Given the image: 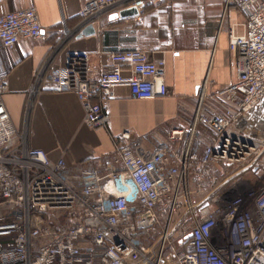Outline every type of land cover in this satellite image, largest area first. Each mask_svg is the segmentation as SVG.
Segmentation results:
<instances>
[{
	"label": "built area",
	"instance_id": "2783aa9c",
	"mask_svg": "<svg viewBox=\"0 0 264 264\" xmlns=\"http://www.w3.org/2000/svg\"><path fill=\"white\" fill-rule=\"evenodd\" d=\"M118 5L143 14L140 0H88L76 31ZM230 8L245 18L241 33L228 31L232 82L212 93L199 86L187 127L170 130L153 152L136 151L128 132L111 134L108 107L119 87L140 100L164 98V60L109 51L94 78L90 55L78 52L36 74L30 98L72 94L84 125L110 133L112 150L98 165L69 167L27 146L1 99L8 73L0 58V264H264V181L243 179L264 172V140L252 133L253 123L262 127L254 113L264 109V0H224ZM43 37L33 5L0 16V50ZM216 165L233 168L219 197L205 188Z\"/></svg>",
	"mask_w": 264,
	"mask_h": 264
},
{
	"label": "crops",
	"instance_id": "0c3cea01",
	"mask_svg": "<svg viewBox=\"0 0 264 264\" xmlns=\"http://www.w3.org/2000/svg\"><path fill=\"white\" fill-rule=\"evenodd\" d=\"M87 1L0 0V16L33 5L44 33L41 39L20 40L10 51L0 50L8 73L1 99L15 129L25 131L27 146L44 150L51 161L63 158L69 167L100 164L112 150L110 133L84 125L83 108L72 94L39 92L30 98L40 70L52 73L67 55L78 52L90 55L94 78L107 65L109 51L142 50L152 61L164 60V98L140 100L119 87L108 107L111 134L128 132L136 151L153 152L170 130L187 127L199 86L206 82L212 93L232 82L228 31L235 27L241 33L245 21L241 12L225 10L224 0H140L141 17L121 18L125 6L118 5L101 15L94 35L77 39L78 13ZM128 73L125 68L123 74Z\"/></svg>",
	"mask_w": 264,
	"mask_h": 264
},
{
	"label": "rangeland",
	"instance_id": "374dc122",
	"mask_svg": "<svg viewBox=\"0 0 264 264\" xmlns=\"http://www.w3.org/2000/svg\"><path fill=\"white\" fill-rule=\"evenodd\" d=\"M256 115H258L261 119L262 122V127H258L255 128L252 133H253V137L257 138V139H263L264 140V109L261 111L259 109H257L255 111ZM214 168L218 169V171H220V173H213V175H211L205 185V188L207 191H213V196H217L219 197L225 190H227L228 188L231 187V183H225L224 181L227 178V173H232L233 168H226L223 169L220 165H216ZM260 172H258V174L254 175L253 173H248V175L246 176V178H250V179H246L243 175V179L244 180H250L251 182H253L254 185H256L257 181H264V172L263 169H259ZM215 208V206L213 204H210L207 211H212ZM175 220L178 219L177 223H176V228L179 229L180 227H184L186 226V217L185 216H180V213H177L176 216L174 217ZM188 228H186L187 230ZM189 230V229H188Z\"/></svg>",
	"mask_w": 264,
	"mask_h": 264
},
{
	"label": "water",
	"instance_id": "95a60500",
	"mask_svg": "<svg viewBox=\"0 0 264 264\" xmlns=\"http://www.w3.org/2000/svg\"><path fill=\"white\" fill-rule=\"evenodd\" d=\"M137 9L135 7L125 9L119 12V16L121 18L128 17V16H137ZM95 34V28L91 25H87L82 28L77 35V39L81 38L82 36H91Z\"/></svg>",
	"mask_w": 264,
	"mask_h": 264
}]
</instances>
